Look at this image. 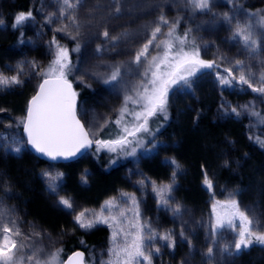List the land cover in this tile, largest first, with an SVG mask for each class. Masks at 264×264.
<instances>
[{"label": "rangeland", "instance_id": "1", "mask_svg": "<svg viewBox=\"0 0 264 264\" xmlns=\"http://www.w3.org/2000/svg\"><path fill=\"white\" fill-rule=\"evenodd\" d=\"M4 3L5 0H0V21H2L0 23V32H7L10 29L6 22L7 14L4 9ZM119 5L121 11L116 13L114 11L115 0H83L82 6L73 13L80 26L79 33H77L71 21L60 16V0H39L38 16L40 22L25 24V31L21 41L8 54V56L12 57L4 58L0 54V73H4L6 76L17 75V66L20 64L24 66V71L19 74L21 83L0 86V94L8 90L22 92L26 85L27 87L34 85L44 77L42 73L54 59L56 44H59L69 50L72 71L68 75V80L72 79L73 82H71L73 84L80 85L79 96L84 94L78 108L79 117L86 129H92L96 132L94 139H100L101 134L107 129L109 124L116 120L118 110L124 103L125 95L132 94L131 90L144 78L143 73L147 65L137 66L134 64V56L136 51L150 38L151 30L159 17L163 15L170 23L179 20L177 29L181 28L185 32L191 29L189 40L194 39L199 46L201 59L208 61L217 60L220 64V68L214 71L202 70L198 73L193 78L194 82L190 90L179 85L173 86L169 90L168 105L172 103L174 97L197 100V94H199V90L203 85L216 83L223 89H231L237 96H234V100L225 99L217 92V96H219L217 99L218 104L212 112L214 121L223 123L232 118H241V124L244 126L243 132L244 134L246 133L248 138H257L260 132L264 134V127L260 119L252 115L253 107L244 108L245 105H252L248 101L241 102V99L248 100L244 98L242 91L235 85H221L217 79V72L224 75V68H232L234 66L229 61L237 59L244 61L246 74L248 70L253 73L252 82L257 81L256 79L259 80L260 74L264 73V29L256 28V33L258 38L261 39L262 46L253 57L243 51L238 41L231 39V29L234 28L235 23L229 25L223 21V13L234 16L240 22L249 19L247 14L251 12L244 9L240 0H211V10L206 12L195 10L187 0H119ZM241 8L243 11H241ZM256 13L264 14V7L258 9ZM257 18L253 17L251 19L254 22ZM64 26H67L65 31H57V29ZM105 30L108 31L109 37H119L122 33H127L128 35L116 42V46H113L110 40L104 38L103 32ZM161 31L167 32L168 28L162 26ZM51 34L55 35L54 38L50 37ZM160 38L164 39L165 37L162 36ZM53 39H55V44ZM77 45H79V51H73ZM98 47L100 48L99 52L97 51ZM157 51L156 49H150L151 55H156ZM220 55L226 56L227 59L219 61L218 57ZM12 59L18 61L14 64ZM33 64L35 67H33ZM114 66H120L121 76L117 82L105 84L104 80L110 76ZM233 74L239 76V72H234ZM258 94L264 100V95ZM129 108L134 111L140 110L139 106L132 104H129ZM231 108H237L240 115L231 114ZM26 113L24 114L23 110H18L10 116H6L0 111V132L7 134L9 137H15L20 141L22 150L27 145L23 131L20 132L18 127L25 120ZM204 113L205 111H202L201 115ZM154 118L156 116L151 117L149 123ZM125 120L131 121L132 117L126 116ZM259 124H261V128L263 127L262 131H260ZM148 127L150 128V124H148ZM158 130L161 131V129H157L150 134H139L142 137L141 146L137 148L135 155H126L119 150L117 152H109L106 149H102L97 152L95 146L84 156L81 164L75 168L77 178L86 187L91 183L92 169H99V156L102 154L112 156V160L111 158L109 159L110 163L105 169L108 171L120 167L121 171L126 174L125 177L127 179V187L119 190L115 195L105 196L97 200L76 196L65 188L68 169L64 168L63 164L47 163L42 168L40 177L45 185L44 205H50L66 214L72 223L68 226L66 232L52 230L30 216L24 220L23 215L18 213L14 206V196L9 186L0 185V201L11 211L10 218L17 221L23 233H40L39 237H33L28 243L43 248L45 252L60 250L59 248L65 235L76 230L90 232L97 228H106L109 233L108 238L90 252L88 264H104V262L108 261L110 259L108 250L113 246L111 238L112 232L115 230L114 227H110L109 224L105 223H96L92 228H81L75 217L80 212L89 210L85 219H93L92 214H99L105 202L111 200L115 201L116 207L111 210L106 209L103 215L108 218L117 216L123 221L122 226L126 230H130L129 225L136 221L135 213L138 211V222L146 225V238L148 227L155 231L158 236L171 233L175 242L174 248L168 247L167 242L159 238L151 242V247L147 249L152 253L151 264H156V261L163 256L164 258L178 256L177 253L180 252L182 247L187 248L190 246L191 235L198 226H201L203 230V255H207L208 248L211 247L213 255L210 258L214 263L220 264L226 256L221 249L225 245H232L237 237L235 232L227 228L221 230L215 237L212 235V229L216 223V213H223L224 211L219 205H217L215 212L213 211V206L217 202L223 205L229 202L230 199H235L240 210L246 212L247 215L254 219L260 232H264V225H260L259 217L254 209L249 207L246 202L243 203L241 201L238 192L230 189L218 191L212 176L208 174L207 177L212 181L213 187L209 190L203 181L202 185L209 197V216L205 220L196 217L195 210L184 204L182 199L177 196L178 183L176 174L178 170L176 163L173 164L170 161L173 169L172 178L169 181L158 182L146 176L141 171L139 164L141 160L149 158L156 153L157 145L161 143V140L158 139L160 134ZM242 165V160L234 159V171L237 172ZM45 173L50 175L46 176ZM165 185L171 186V191L164 193L165 198L169 200L168 206L161 203L160 196L154 191V187L159 189ZM50 187H55V192L50 191ZM223 187L225 186L221 188ZM61 198L69 199L73 207L71 209L65 208L60 203ZM177 205L181 209L179 214L173 211ZM121 211L124 212V217H120ZM254 245H257L258 249L264 248V245L254 241L251 246L239 253L254 247ZM156 248L160 249L158 253L155 251ZM161 263L162 260L159 264Z\"/></svg>", "mask_w": 264, "mask_h": 264}, {"label": "snow or ice", "instance_id": "2", "mask_svg": "<svg viewBox=\"0 0 264 264\" xmlns=\"http://www.w3.org/2000/svg\"><path fill=\"white\" fill-rule=\"evenodd\" d=\"M195 10L206 12L211 10V0H187ZM60 16L69 19L79 33V23L73 14L82 6L83 0H60ZM238 6V5H237ZM71 10V11H69ZM114 11H121L119 0H115ZM241 11L243 9L241 8ZM223 21L229 25L235 23L231 29V39L238 41L243 49L250 56H253L261 49V39L258 38L256 28L264 29V14L249 13V19L240 22L234 16L223 13ZM258 17L253 20L251 18ZM32 18V13H19L14 20L13 27L22 25ZM50 19V18H49ZM2 23V21H0ZM179 20L169 22L161 15L151 30L150 38L135 53L133 63L137 66L147 65L144 69L143 79L135 86L131 92L124 97V103L118 110V116L114 123L120 129L114 139H94L96 132L86 129L76 112V93L72 90V84L68 80V75L72 71L69 50L56 44L54 59L43 71V82L39 84V91L30 101L26 119L22 122L24 132L27 134V143L38 153L55 160L59 157H70L76 155L81 149L91 148L93 144L96 151L106 149L109 152H117L126 155H135L138 147L141 146L142 137L138 134L149 133V119L151 117L163 115L167 119V105L169 90L176 85L191 89L193 78L202 70L214 71L220 68L217 60H204L200 58L199 46L195 40H189L191 29L183 35H177L176 29ZM162 26L168 28L167 32H162ZM64 26L57 31H65ZM127 33H122L119 37H109L107 30L103 32L106 40H110L113 46L116 42L126 37ZM165 37L161 39L160 37ZM55 44V39H53ZM150 49L158 50L156 55H151ZM73 51H79V45ZM100 51V48H97ZM227 57L220 55L219 61L226 60ZM234 66L224 68V75L217 72V79L221 85L232 86L235 83L247 85L253 92L264 95V73L259 76L260 87H253V73L247 71L244 61H229ZM33 67L35 65L33 64ZM24 71L23 64L17 66V75L6 76L0 73V86L19 84V74ZM239 72L237 77L233 74ZM121 76L120 66L112 68L110 76L104 80L105 84L117 82ZM129 104L139 106V111L129 108ZM249 106L245 105L247 109ZM231 114L240 115L237 108H231ZM252 115L259 117L261 114L255 111ZM131 116V121H126L125 117ZM131 138V139H130ZM264 146V141H259ZM14 145V146H13ZM0 147L6 151L20 153L21 142L15 137H9L0 132ZM175 164V161H172ZM46 176L50 174L45 173ZM54 179V178H53ZM205 186L211 190L212 181L205 175ZM50 191L55 192V187H50ZM161 203L169 205V200L164 193L171 191L170 185H165L156 189ZM60 203L67 209L73 207L72 202L67 198H61ZM217 205L224 209L223 213H216V223L212 229L215 237L221 230L227 228L236 234V239L232 245H225L221 251L231 255L233 252L239 253L248 248L255 241L264 245V232L259 231L258 225L246 212L241 211L235 199L220 205L217 202L213 206L215 212ZM116 207L115 201H106L99 214L93 213V219H85L89 210H84L75 217L81 228H92L96 223L109 224L114 227L112 232V247L108 253L110 259L104 264H151L152 253L147 249L151 247V242L157 238L167 242L168 247H175L171 233L159 235L150 227L147 228V238L145 235L146 225L138 222L139 212L135 213L136 221L129 225L130 230H126L122 225L123 221L117 216L110 218L103 215L104 211ZM177 205L173 211L180 212ZM120 217H124V212H120ZM11 211L0 201V264H63L60 260V251L45 252L43 248L36 247L31 241L33 237H39L40 233L32 232L25 234L15 219L10 218ZM238 221V222H237ZM134 230V231H133ZM183 235V233H181ZM155 251L158 253L159 248ZM207 255L212 257L213 249L208 248ZM68 264H84V254L77 252L73 257H69Z\"/></svg>", "mask_w": 264, "mask_h": 264}, {"label": "trees", "instance_id": "3", "mask_svg": "<svg viewBox=\"0 0 264 264\" xmlns=\"http://www.w3.org/2000/svg\"><path fill=\"white\" fill-rule=\"evenodd\" d=\"M240 3L251 13H256L258 9L264 7V0H240ZM38 5L39 0H5L6 22L10 29L7 32H0L2 57H12L8 54L21 41L25 24L40 22ZM28 12L32 13V18L20 26L13 27L15 17L19 13L27 14ZM176 33L183 35L185 31L179 28ZM54 36L50 35L53 38ZM15 59H12L14 64L18 61ZM236 77L238 81V76ZM43 79L44 77L34 85L28 87L26 85L22 92L8 90L0 94V111L6 116L18 110H23L25 114L30 99ZM69 80L73 82L72 79ZM256 80L251 81L253 87H260L259 80ZM214 84L203 85L197 94V100L174 97L167 107V119L163 115H158L150 121V133L161 129V131L158 130L160 133L158 139L161 143L157 145L155 154L140 161L139 167L153 180L169 181L172 178L173 169L170 161H175L178 170L176 194L184 204L195 210L196 217L202 220L209 216V197L202 185L205 175L208 174L212 176L218 191L230 189L238 192L241 201L254 209L259 217L260 225H264V146L259 142L264 141V134L260 132L259 137L248 138L243 132L241 118H232L223 123L214 121L212 112L218 104L217 92L225 99L234 100V96H237L231 89H223ZM234 85L242 91L244 98L248 99H241V102H251L250 104L254 106L253 110L261 114L257 118L264 127V100L247 85H241L238 82ZM74 86L77 91L80 89L79 84L74 83ZM83 95L79 96V105ZM202 111H205L203 115H201ZM261 124H259L260 131L263 130ZM18 129L20 132L23 131L22 122ZM119 132L120 129L111 122L101 134L100 139H114ZM83 158L62 165L68 169L65 188L74 195L97 200L115 195L119 190L127 187L126 174L120 167L108 171L105 169L110 163L109 159L112 160V156L108 154L99 156V169H92L91 183L84 187L75 171ZM234 159L243 161V165L237 172L234 171ZM45 165L47 163L33 156L27 147L18 154L0 147V185L10 187L14 196V206L18 213L23 215L24 220L30 216L52 230L66 232L68 226L72 224L66 214L50 205H44L45 185L40 174ZM222 186L225 187L221 188ZM108 234L106 228H97L90 232L76 230L65 235L59 248L62 250L60 260L64 262L72 252L81 249L86 254V264H88L90 252L104 243ZM190 241V246L182 247L177 253L178 256L173 258L163 256L156 261V264H159L161 260V264H216L202 253L204 242L201 226H198L191 235ZM257 247L254 245L239 254L235 252L231 255L226 254L224 261L220 264H264V248Z\"/></svg>", "mask_w": 264, "mask_h": 264}, {"label": "water", "instance_id": "4", "mask_svg": "<svg viewBox=\"0 0 264 264\" xmlns=\"http://www.w3.org/2000/svg\"><path fill=\"white\" fill-rule=\"evenodd\" d=\"M70 81V80H69ZM43 82V80L41 81V83ZM71 82V81H70ZM72 84V90L77 94V90H76V87L74 86V84L71 82ZM39 91V87L38 89L36 90L35 94L32 96V98L34 96L37 95ZM32 98L30 99V101L32 100ZM30 101L28 103V107L30 105ZM78 108H79V97H78V94L76 95V112H77V118L80 119L79 117V113H78ZM28 110V108H27ZM26 116H27V113H26ZM26 119V118H25ZM81 121V119H80ZM82 124H84L82 121H81ZM85 126V125H84ZM86 128V127H85ZM23 136L26 140V145H27V150L33 155L35 156L36 158H38L39 160L43 161V162H46V163H50V164H70V163H73L77 160H79L80 158H82L83 156H85L89 151H91L94 147H95V144L92 145L91 148H88V149H81L80 152L76 153V155L74 156H70V157H67V158H64V157H59L55 160L43 155L42 153H38L34 148H32V146L30 144L27 143V134L24 132V126H23ZM77 252H82L84 254V264H86V254L83 250L79 249V250H75L74 252H72L63 262V264H68V260H69V257H73L75 253Z\"/></svg>", "mask_w": 264, "mask_h": 264}, {"label": "bare ground", "instance_id": "5", "mask_svg": "<svg viewBox=\"0 0 264 264\" xmlns=\"http://www.w3.org/2000/svg\"><path fill=\"white\" fill-rule=\"evenodd\" d=\"M83 157H84V156H83ZM83 157H82V158H83ZM80 159H81V158H80Z\"/></svg>", "mask_w": 264, "mask_h": 264}]
</instances>
